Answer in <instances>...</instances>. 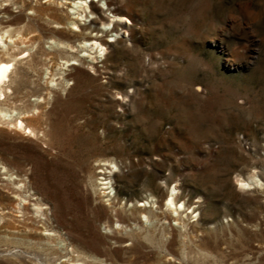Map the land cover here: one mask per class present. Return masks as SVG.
<instances>
[{
  "label": "rangeland",
  "instance_id": "1",
  "mask_svg": "<svg viewBox=\"0 0 264 264\" xmlns=\"http://www.w3.org/2000/svg\"><path fill=\"white\" fill-rule=\"evenodd\" d=\"M119 5L126 31L85 8L79 32L51 19L72 4L1 3L0 33L35 37L0 49V110L33 130L0 121V264H264V0Z\"/></svg>",
  "mask_w": 264,
  "mask_h": 264
},
{
  "label": "bare ground",
  "instance_id": "2",
  "mask_svg": "<svg viewBox=\"0 0 264 264\" xmlns=\"http://www.w3.org/2000/svg\"><path fill=\"white\" fill-rule=\"evenodd\" d=\"M23 3V0H21ZM50 1V0H48ZM105 4L107 6L106 10L111 14V16H106L104 13H102L98 7L94 4H87L86 0H52V3L56 2L58 4V6H60L61 8L64 6V4H72L71 6V12H66L65 15H60V14H55L51 19L52 21H54L56 24H60L59 20L63 19L64 21L69 20L70 18L68 17V15L71 13L74 15L73 18H71V25L75 28L74 31H82L85 30L87 27H84L85 24H83V26H80L79 17H87V15L85 14V8L90 10V14H96V20H90L89 21V28L92 27L94 24L99 23L101 26H109L110 24H113V27L116 26L117 29L118 27H120V30H124L126 31L127 28L126 26L121 23H124L123 21L126 20V14L125 11L120 7L119 2L120 0H104ZM2 2H6V4H16L17 0H0V13H7L8 8L7 7H1V3ZM24 6V5H22ZM33 9L34 13L37 12V9L35 8H31ZM48 9V8H47ZM22 10V7L19 9V11ZM3 22L0 21V24H2ZM66 25V23H65ZM61 27H64V25L60 24ZM29 29V28H28ZM68 30V29H67ZM34 31V30H33ZM114 30H105L103 31L105 34L113 32ZM32 30H27V32H21V31H15V33H8V31H4L0 33V49L3 48H7L9 50V48L7 47L6 43H17V41H23V40H28L30 42H32V40H34L35 34L31 33ZM65 33L64 34H60L58 32V30L56 29H51L50 31V35L51 37H61V38H66L68 39L69 36H76L79 37L80 39H82L83 43V47H85V51L91 53L90 51L93 50L94 52L98 51V52H103L106 51L107 48H110L112 45L109 43V41H104L102 40L97 34L93 35H87V33H83L80 35H75V33H69L66 31H61V33ZM116 32V31H115ZM31 33V34H30ZM26 36V37H25ZM15 37V39H14ZM8 39V40H7ZM40 40V39H39ZM8 41V42H7ZM11 41V42H10ZM18 55H14L13 53L9 54V59L5 60L3 58H0V85L3 86L5 85V83L8 82L9 80V75L12 72V69L14 68L13 65L17 64V62L19 61V59L21 58ZM19 56V57H18ZM5 96L4 94L1 92L0 93V99H4ZM15 113L8 112V111H1L0 110V121H4L6 122L10 127H13L19 131H21L22 133H24L25 135L27 134H33V130L30 129L23 121L19 120L18 118L15 120H12L13 116ZM13 121V122H12ZM104 177L101 179L102 182L100 183L101 185H103L104 187H102V189H110L111 188V177H112V171L109 170L108 172H104L103 173ZM239 187H241L242 189H254L255 187H260L262 184L260 183V181L256 178L255 176V172H252L251 174H249L245 179H240L239 183H238ZM104 193V192H103ZM107 194L110 193L106 192ZM177 199L178 197L176 195H174L172 192L170 195H168V198L166 200V205H172L174 203H177ZM176 205V204H174ZM141 206V205H140ZM43 208L36 206V210L40 211ZM176 210V207H175ZM114 217L116 218L115 221V225L110 227L109 224L107 222H105V233H120L122 231V229H124V226L120 223L121 216L120 214L115 211L114 212ZM143 217V215H142Z\"/></svg>",
  "mask_w": 264,
  "mask_h": 264
}]
</instances>
